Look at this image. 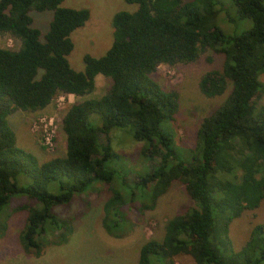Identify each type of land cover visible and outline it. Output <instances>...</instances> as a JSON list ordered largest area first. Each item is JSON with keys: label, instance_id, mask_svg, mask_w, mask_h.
<instances>
[{"label": "trees", "instance_id": "trees-1", "mask_svg": "<svg viewBox=\"0 0 264 264\" xmlns=\"http://www.w3.org/2000/svg\"><path fill=\"white\" fill-rule=\"evenodd\" d=\"M123 1L136 9L113 14L110 47L98 57L84 54V69L75 70L68 60L74 46L71 33L87 22L88 8L65 7L63 0H0V35L20 40L17 49L0 47V212L15 195L36 202L28 206L19 241L27 254L39 257L48 228L65 229L59 241L71 230L53 208L70 202L93 182L108 184L101 225L120 237L126 233V225L120 224L127 220V201L138 202L135 191L143 197L139 210H152L179 181L196 206L169 218L161 239L146 240L137 264H175L181 254L197 264H264V223L251 228L238 250L228 234L230 223L243 210L264 200V106L255 110L263 86L259 75L264 73V0H230L240 17L252 21L233 35L217 26L223 9L219 0ZM32 10L53 12L43 40L32 25ZM207 49L222 53L224 60L220 69L200 77L199 90L215 97L225 93L229 83L231 87L202 119L195 144L199 155L188 163L161 129L163 121L174 119L179 94L163 89L150 74L160 64L194 61ZM98 74L111 79L106 93L75 101L63 113V156L39 162L16 144L9 114L43 109L60 94L91 93ZM94 113L100 117L98 126L89 121ZM113 128H129L134 140L144 143L142 155L155 161L129 187L132 200L114 186L116 170L108 165L118 154L101 136L108 137ZM20 173L32 183L20 184ZM53 185L57 193L50 191Z\"/></svg>", "mask_w": 264, "mask_h": 264}, {"label": "rangeland", "instance_id": "rangeland-1", "mask_svg": "<svg viewBox=\"0 0 264 264\" xmlns=\"http://www.w3.org/2000/svg\"><path fill=\"white\" fill-rule=\"evenodd\" d=\"M219 1L223 9L217 16L216 23L224 33L238 34L251 26V19L240 17L230 0ZM61 5L88 8L90 11L87 22L71 33L74 46L68 60L75 70L84 69V54L98 57L110 47L113 40V14L118 10L136 9L135 4H128L123 0H63ZM30 15L33 18L32 25L40 30V39L43 40L53 12L32 10ZM227 15L232 18L231 21L227 20ZM19 46V39L6 34L0 35V47L17 49ZM223 60L222 53L207 49L194 61L174 65L160 64L157 70L150 74L163 89L176 90L179 94L178 111L174 119L163 121L161 129L171 135L177 153L188 163L194 162L198 154L195 149L196 134L202 119L224 100L231 87L229 83L225 93L207 97L199 90L198 81L206 71L220 69ZM259 80L264 86V73L259 75ZM110 84L109 77L98 74L91 93L78 98L60 94L43 109L17 110L9 114L7 120L15 133L16 144L34 154L39 162L63 156L66 138L61 128V120L66 108L81 99L101 97ZM263 86L261 85L262 92L255 99V110L264 106ZM89 121L98 126L100 117L96 113L91 114ZM45 128L53 135L51 146L45 143ZM101 137L103 142L109 143L118 154L117 159L108 163L116 170L114 186L125 199L132 200L129 187L139 175L148 173L154 167L155 161L142 155L141 147L144 143L134 140L129 128H113L108 137L104 134ZM228 177L232 178L230 175ZM17 178L22 185L32 183L31 178L23 173ZM50 191L57 193L58 189L53 185ZM108 195V184L95 181L86 191L75 194L70 202L55 206L53 212L64 218L71 230L65 241H59L65 229L48 228L43 237V253L39 257L27 254L19 241L28 206H34L36 202L22 194L13 196L0 212V264H137L139 249L146 240L161 239L164 225L169 218L186 208L196 206L179 181L174 182L170 189L157 199L152 210H139L140 203H137L141 202L143 197L135 191L138 202L127 201V220L120 224V227L126 225V233L115 237L101 225L102 206ZM257 223H264V200L254 209L243 210L240 216L230 223L228 234L234 250L242 246L251 228ZM175 264L197 263L190 255L181 254L175 257Z\"/></svg>", "mask_w": 264, "mask_h": 264}, {"label": "built area", "instance_id": "built-area-1", "mask_svg": "<svg viewBox=\"0 0 264 264\" xmlns=\"http://www.w3.org/2000/svg\"><path fill=\"white\" fill-rule=\"evenodd\" d=\"M67 95H69V94H67ZM60 97H62V96H60ZM44 139H45V143L47 145H49V146L52 145L53 135H52V133L48 132L46 128L44 129Z\"/></svg>", "mask_w": 264, "mask_h": 264}, {"label": "crops", "instance_id": "crops-1", "mask_svg": "<svg viewBox=\"0 0 264 264\" xmlns=\"http://www.w3.org/2000/svg\"><path fill=\"white\" fill-rule=\"evenodd\" d=\"M98 77V75L95 76V79ZM69 95H72V94H69ZM76 98L80 97V96H74ZM48 106V105H47ZM45 108V107H44Z\"/></svg>", "mask_w": 264, "mask_h": 264}]
</instances>
